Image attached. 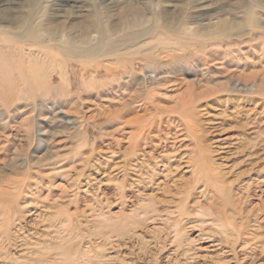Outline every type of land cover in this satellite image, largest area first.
<instances>
[{
	"label": "rangeland",
	"instance_id": "obj_1",
	"mask_svg": "<svg viewBox=\"0 0 264 264\" xmlns=\"http://www.w3.org/2000/svg\"><path fill=\"white\" fill-rule=\"evenodd\" d=\"M74 1L85 10L0 12V264H264V0ZM115 68L137 100L115 89ZM199 83L215 95L188 121L180 95ZM138 116L181 167L141 160L134 174Z\"/></svg>",
	"mask_w": 264,
	"mask_h": 264
},
{
	"label": "bare ground",
	"instance_id": "obj_2",
	"mask_svg": "<svg viewBox=\"0 0 264 264\" xmlns=\"http://www.w3.org/2000/svg\"><path fill=\"white\" fill-rule=\"evenodd\" d=\"M18 1H20V0H13V1H11V0H0V12L1 11H3V10H5V9H8L9 7H11V5L14 3V2H18ZM66 1H69V3L68 4H70V6H77V7H79V8H81L82 10H85V9H83L84 7H82L81 5H79V4H77L74 0H62V2H58L57 3V10L58 11H61V10H63L62 8L66 5ZM109 1H111L112 2V0H109ZM114 1V0H113ZM166 4V3H165ZM167 5L168 6H171L172 4L171 3H167ZM87 10V9H86ZM197 11H198V14H199V16L201 15L202 17H203V14H205V13H207L208 11H209V7L207 6V5H202V4H200L199 5V7L197 8ZM100 42V41H99ZM101 43V42H100ZM222 43V42H221ZM104 44V43H103ZM105 45V44H104ZM84 48L86 49L85 51L86 52H88L90 55H95V53H97L98 51H100V49L96 46V47H94V45H93V47H89V46H84ZM102 49H103V47H102ZM216 52V51H215ZM218 52H221V50H218ZM101 54H103V52L101 53ZM195 54V53H194ZM218 54V53H217ZM223 54V53H222ZM105 55V54H104ZM193 55V54H192ZM221 55V54H220ZM228 55V54H227ZM167 56H169V55H167ZM218 56H219V54H218ZM226 56V55H225ZM224 56V57H225ZM95 58V57H94ZM194 58H195V55H194ZM220 58H222V57H220ZM224 59V58H223ZM212 60H216L215 62H213L212 63V65L211 66H213L214 64H217L216 65V71L214 72V74H216V75H219L220 76V74H219V72L220 73H224V70L222 69L223 68V66H224V64L226 63V67H227V62L226 61H219V58L218 57H214ZM5 61H7V60H5ZM120 61V60H119ZM122 62H123V60H122ZM128 62V61H127ZM5 63H7V62H5ZM131 63V62H130ZM126 64V63H125ZM229 66V65H228ZM170 68V67H169ZM182 69V67H180V70ZM208 70V69H207ZM111 72V74H109V76L112 78V79H115V82H116V84H115V89H117V90H119V89H121V88H124V90L126 89L127 91V96H131V98H133V100L135 101V100H137L140 96V93H139V90L138 91H134L133 92V90H134V84L132 85L131 84V82H127V81H122V79H124L125 78V76H126V74H127V72L128 71H123L121 74L119 73L120 71L118 70V68H115V69H112V70H110ZM176 71H177V69L176 68H172L171 70H170V72L171 73H173V75H175L176 77V79H171V78H167V77H164L163 79H164V81H166V82H172L171 84H173L174 82H176L177 81V74H176ZM96 72V71H95ZM96 73H98V72H96ZM132 73V72H131ZM128 74H129V72H128ZM133 74V73H132ZM133 76V75H132ZM131 80H133V78L131 77ZM148 80V79H147ZM112 82V81H111ZM133 83V82H132ZM194 83V82H193ZM114 84V83H113ZM155 85H154V88H153V90H149V92H151V94H152V96H156V93L158 92V90H157V86L159 85V83L156 81L155 83H154ZM198 86H196V85H192V84H188L187 85V87L185 88V90L183 91V93L180 95V96H183V100H181L180 101V110H181V112H183V114H184V116H185V118H186V120H188V121H190L189 119L191 118V115H192V113H194V111H192V110H190V112L189 111H187V109L190 107H194V105H196V104H200L201 103V101H203L204 100V102H205V100L207 101V99L210 97V96H212V95H215L214 93H211V92H209L208 90H209V87H206V88H204V86H202V85H204V84H202L201 85V83H199V84H197ZM152 88V87H151ZM150 88V89H151ZM198 88H201L200 90L198 89ZM132 89V90H131ZM147 88L145 87V90H146ZM113 90V89H112ZM145 90L143 91V90H141V91H143L144 92V94H145ZM155 90H157V92L155 91ZM153 91H155V92H153ZM124 92L125 91H121V94H124ZM182 92V91H181ZM254 91H252V93H253ZM113 93H115V90H114V92ZM117 93V92H116ZM125 95H126V93H125ZM113 96H114V94H113ZM118 96H120V94L119 95H117V97ZM143 96V95H142ZM141 96V97H142ZM145 96H146V94H145ZM116 97V98H117ZM150 96H148V98H149ZM114 98V97H113ZM124 98V97H123ZM127 98H130V97H127ZM144 99L145 98H147V97H143ZM147 98V99H148ZM214 98V97H213ZM124 101L126 100V98H124L123 99ZM116 101V100H115ZM118 101V100H117ZM119 101H121V100H119ZM123 102V101H122ZM128 102V101H127ZM127 102H124V104L125 103H127ZM121 103V102H120ZM127 104H130V103H127ZM123 105V104H122ZM123 106H125V105H123ZM118 107V106H117ZM117 107H115V108H117ZM127 107V106H126ZM196 108V107H195ZM119 109V108H118ZM118 109H115L116 110V113L118 112H120V110H118ZM121 109V108H120ZM175 109V108H174ZM115 110H114V112H115ZM159 110V109H158ZM194 110V109H193ZM125 111V110H124ZM175 111H177V110H175ZM175 111H173V112H167V111H164L163 112V114H161L160 116H159V120L161 121V122H163L164 121V119H165V116H166V118H168L169 117V119H172L171 120V123H170V125H172L173 127L175 126V124L173 123L174 122V112ZM176 113V112H175ZM115 114V113H114ZM177 115H178V113H176ZM53 116H52V119H54V113L52 114ZM165 115V116H164ZM212 115V114H211ZM179 116H180V112H179ZM178 116V117H179ZM177 117V118H178ZM47 118V117H46ZM182 118V117H181ZM218 118V117H217ZM49 119H50V117H49ZM169 119H167V120H169ZM176 119V118H175ZM182 119H184V118H182ZM41 121H45V118H41ZM53 121H55V120H53ZM173 121V122H172ZM128 122H130L131 124H138V122H139V127L135 130V131H137L138 132V140L139 141H143V143H145V144H147V143H151L152 144V139L151 138H149V136L147 135V132H149V133H151V131L152 130H154L155 131V133H154V136H156L157 137V135H161L162 133H160L162 130H160V129H158V130H156V129H153L152 127H153V125H152V123H150L149 121H147L146 119H144V118H142V117H140V116H138V117H135V119L133 118V119H130ZM167 122V121H166ZM182 122V121H181ZM180 122V123H181ZM220 122V121H219ZM55 123V122H54ZM169 123V122H168ZM167 123V124H168ZM183 123V122H182ZM181 123V124H182ZM213 123V122H212ZM135 124V126H137ZM177 124H178V122H177ZM187 124V123H186ZM221 124V123H220ZM60 125V124H59ZM58 125V126H59ZM164 125V124H163ZM169 125V124H168ZM184 125V124H183ZM183 127V126H182ZM185 127H187V129L188 130H190L191 131V127L190 126H185ZM221 127V126H220ZM159 128V127H158ZM175 128H176V126H175ZM185 130V129H183V128H179V129H177V130ZM212 130L213 131H219V127H218V123H215V121H214V123H213V126H212ZM211 130V131H212ZM220 130H222L221 128H220ZM39 131H41V130H39ZM46 132V131H45ZM44 132V133H45ZM169 132V131H168ZM186 132V131H185ZM222 132V131H221ZM44 133H42V134H44ZM176 133V132H175ZM131 134V133H130ZM129 134V135H130ZM132 135V134H131ZM137 135V134H136ZM166 135V134H165ZM164 135V136H165ZM180 135H181V133H180ZM186 135V134H185ZM171 136V135H170ZM172 136H173V134H172ZM191 136H192V134H191ZM155 137V138H156ZM160 137V136H159ZM168 137L169 136H165L164 138H162V139H160V141H159V143H154V144H152V146H153V148H151V147H149V150L147 151V150H145V149H143L144 148V146H145V144H144V146H143V148H142V146H139V144H138V142H136L137 141V139H135V143L133 142L132 143V145L130 146V151H131V153H136L137 152V155H140V156H144L143 158H141L139 161H137V162H133L134 160H133V158L132 159H130V163H132L131 165H130V167L134 170V174L136 175H138V176H142L143 174H145V172H147V171H145V165H144V169H143V164H144V162L146 161L148 164H151L152 165V162L154 161L155 162V160H157V159H159L163 164H165V165H163L162 163V166L163 167H165V168H169V169H172V166L173 165H175L176 164V162L178 161V159L176 158L177 157V153H172V154H170L171 156H168L169 155V153H168V155L167 154H160V153H157L156 152V150L159 148V147H162L163 145H164V143L165 142H167L168 141ZM175 137V136H174ZM234 137H236V136H234ZM132 138V137H131ZM227 138L228 137H225V138H218V139H215L216 141H214V143L216 144V146H215V150H213V152L214 151H220V153H224V152H227V147H230L229 145H228V142H226L227 141ZM231 138V137H230ZM233 138V137H232ZM151 139V140H150ZM171 139H173V137L171 138ZM194 139H195V142L196 143H200L199 142V140H196V137H194ZM128 140V139H127ZM236 142V141H235ZM239 142V141H238ZM237 142V143H238ZM180 145V144H179ZM202 145V144H201ZM151 146V145H150ZM146 147H147V145H146ZM164 147V146H163ZM129 148V147H128ZM165 148V147H164ZM161 149V148H160ZM126 150V149H125ZM151 150V151H150ZM226 150V151H225ZM167 151V150H166ZM115 153H116V151H114ZM128 152V151H127ZM169 152V151H168ZM130 153V154H131ZM171 153V152H170ZM218 153V152H217ZM117 155H119L118 153H116ZM179 154H181V153H179ZM128 155V154H127ZM136 155V156H137ZM185 155V154H184ZM178 156H180V155H178ZM224 156V155H223ZM254 156H256L255 154H254ZM182 157V156H181ZM184 157V156H183ZM249 157H251V156H249ZM173 158V159H172ZM128 159V158H127ZM129 159H128V161H129ZM135 160H136V158H134ZM141 160H145L144 162H143V164H142V162H141ZM127 161V162H128ZM150 162V163H149ZM154 162H153V164H154ZM155 163H157V161L155 162ZM118 164H120V163H118ZM117 165V164H116ZM129 165V164H128ZM160 165V163L158 164V166ZM191 165V164H190ZM122 166V165H121ZM127 166V165H126ZM149 166V165H148ZM175 166H179V163H177ZM120 167V166H119ZM176 167V168H177ZM179 167H181V166H179ZM178 167V168H179ZM124 167H122V169H123ZM146 168H147V166H146ZM125 169V168H124ZM130 169V168H129ZM132 170V171H133ZM206 170V169H205ZM131 170L129 171V172H132ZM169 171H171V170H169ZM202 171H204V170H202ZM129 172H128V174H129ZM172 172V171H171ZM157 173V172H156ZM131 174V173H130ZM132 174H133V172H132ZM203 174V173H202ZM157 176V175H156ZM114 178V177H113ZM133 178V177H132ZM210 177L209 176H207V178L206 177H204V180L206 181V183H205V185H206V187L208 188V187H210V186H212L211 185V182H210V179H209ZM123 179V178H122ZM135 181V183L137 182V180H136V178L134 179ZM115 181V180H114ZM122 181V180H121ZM138 181H140V178H138ZM133 182V183H134ZM209 183V184H208ZM141 185V184H140ZM145 186V185H144ZM212 188V187H211ZM145 193V192H144ZM216 243H218V242H216ZM215 250V249H214Z\"/></svg>",
	"mask_w": 264,
	"mask_h": 264
}]
</instances>
